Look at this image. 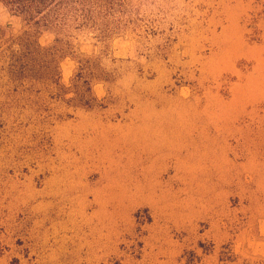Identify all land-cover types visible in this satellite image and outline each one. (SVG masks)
I'll list each match as a JSON object with an SVG mask.
<instances>
[{"label": "rangeland", "instance_id": "rangeland-1", "mask_svg": "<svg viewBox=\"0 0 264 264\" xmlns=\"http://www.w3.org/2000/svg\"><path fill=\"white\" fill-rule=\"evenodd\" d=\"M103 26L41 30L59 77L10 82L0 2V264H264V0Z\"/></svg>", "mask_w": 264, "mask_h": 264}, {"label": "trees", "instance_id": "trees-1", "mask_svg": "<svg viewBox=\"0 0 264 264\" xmlns=\"http://www.w3.org/2000/svg\"><path fill=\"white\" fill-rule=\"evenodd\" d=\"M26 30L18 37L6 39L5 69L8 81H53L59 77L60 60L56 47H42L41 30L61 31L71 25L103 26L123 0H0ZM104 27V26H103ZM1 42V44H3ZM59 42L56 41V43ZM91 92V88H87ZM92 101V100H91ZM87 105V104H86Z\"/></svg>", "mask_w": 264, "mask_h": 264}]
</instances>
